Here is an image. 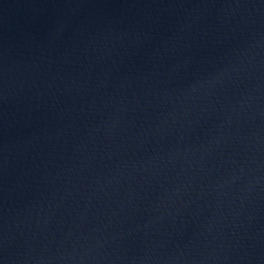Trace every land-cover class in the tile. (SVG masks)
<instances>
[{
  "label": "water",
  "instance_id": "obj_1",
  "mask_svg": "<svg viewBox=\"0 0 264 264\" xmlns=\"http://www.w3.org/2000/svg\"><path fill=\"white\" fill-rule=\"evenodd\" d=\"M0 264H264V0H0Z\"/></svg>",
  "mask_w": 264,
  "mask_h": 264
}]
</instances>
